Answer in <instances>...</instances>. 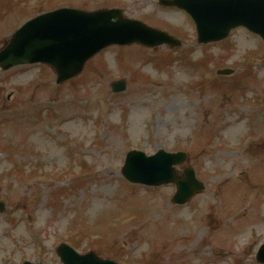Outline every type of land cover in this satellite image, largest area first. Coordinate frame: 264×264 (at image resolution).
Wrapping results in <instances>:
<instances>
[{
	"label": "rangeland",
	"instance_id": "rangeland-1",
	"mask_svg": "<svg viewBox=\"0 0 264 264\" xmlns=\"http://www.w3.org/2000/svg\"><path fill=\"white\" fill-rule=\"evenodd\" d=\"M25 1L0 0V47L15 26L63 6L120 7L183 45L147 55L135 45L108 48L61 85L39 66L0 71V264H61V243L119 264H256L264 243V58L245 59L257 42L237 30L199 46L189 20L162 13L154 0ZM224 67L233 77L218 76L216 86ZM120 79L126 90L115 94L109 85ZM131 148L184 151L205 189L178 207L169 202L172 186L132 187L119 172Z\"/></svg>",
	"mask_w": 264,
	"mask_h": 264
},
{
	"label": "water",
	"instance_id": "water-1",
	"mask_svg": "<svg viewBox=\"0 0 264 264\" xmlns=\"http://www.w3.org/2000/svg\"><path fill=\"white\" fill-rule=\"evenodd\" d=\"M220 2L193 0L190 5L177 0L174 4L190 12L201 42L221 39L230 28L238 25L250 28L264 39V0H229L223 5ZM156 38L159 36L146 33L135 23H110L107 12L88 14L59 10L26 23L16 32L10 43L0 51V67L6 70L16 64L41 61L55 69L57 81L60 82L78 73L84 61L108 43L133 40L148 43ZM136 156L142 154L131 153L122 170V174L130 181L146 184L175 181L182 196L199 189L191 179L181 182L174 180L171 165L181 160V154L156 155L137 165L134 162ZM67 250L60 251L64 264H112L98 260L92 254L78 256L72 250Z\"/></svg>",
	"mask_w": 264,
	"mask_h": 264
},
{
	"label": "bare ground",
	"instance_id": "bare-ground-1",
	"mask_svg": "<svg viewBox=\"0 0 264 264\" xmlns=\"http://www.w3.org/2000/svg\"><path fill=\"white\" fill-rule=\"evenodd\" d=\"M131 121H132V122H135V119L132 118Z\"/></svg>",
	"mask_w": 264,
	"mask_h": 264
}]
</instances>
